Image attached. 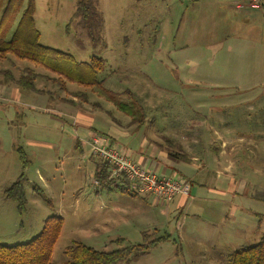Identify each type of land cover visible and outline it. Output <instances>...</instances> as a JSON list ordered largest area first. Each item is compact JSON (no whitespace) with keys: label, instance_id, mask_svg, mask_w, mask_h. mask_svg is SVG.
I'll use <instances>...</instances> for the list:
<instances>
[{"label":"rangeland","instance_id":"374dc122","mask_svg":"<svg viewBox=\"0 0 264 264\" xmlns=\"http://www.w3.org/2000/svg\"><path fill=\"white\" fill-rule=\"evenodd\" d=\"M85 4L87 15L76 17L77 0H0V38L15 31L31 5L41 44L77 63L104 61L90 89L63 85L28 61L0 59V85L8 87L0 95V243L29 242L47 217L60 216L63 227L50 264H63L73 241L113 251L143 243V233H152L156 245L117 264H225L230 253L257 243L264 231V0ZM26 74L34 76L36 89L20 86L11 94ZM67 102L88 111L76 128L77 110L68 113ZM121 102L146 109L148 118L132 139L121 141L126 148L137 150L154 129L158 135L191 134L194 144L218 140L227 130L234 141L220 150L242 165L203 190L193 182L191 209L178 215L167 204L136 197L135 186L129 194L115 187L117 180L102 183L96 173L102 161L82 158L75 140L88 133L90 118L99 133L107 132L110 118L125 125ZM247 132L260 142H238ZM18 179L24 210L3 191Z\"/></svg>","mask_w":264,"mask_h":264},{"label":"trees","instance_id":"16d2710c","mask_svg":"<svg viewBox=\"0 0 264 264\" xmlns=\"http://www.w3.org/2000/svg\"><path fill=\"white\" fill-rule=\"evenodd\" d=\"M33 15L34 11L30 5L15 31L10 32L9 36L4 35L0 38V59L9 60L12 56L28 61L35 67H42L54 73L63 85L71 82L92 89L98 84L97 72L104 67L103 59L92 57L87 63H77L67 53L44 46L39 42L40 35L35 29ZM75 15L76 17L87 15L85 0H77ZM9 79L14 80V78ZM16 83L27 90L36 89L32 75L28 77L27 74L22 75L16 80ZM119 110L129 117V124L137 128L144 124L145 120H148L146 109L138 107L134 103L121 102L119 103ZM168 147L175 148L173 146ZM185 157L186 155L182 156V159H186ZM101 166V174L98 173L101 182H115L114 179H110V164L102 161ZM5 194L6 198L13 199L18 203L20 210H24L26 198L20 179L11 184L5 190ZM62 227V217L50 216L44 221L40 233L29 242L16 245L0 243V264H50ZM143 235L145 238L143 243L123 246L113 251L97 250L82 242L73 241L67 249L68 259L63 264H117L134 254L147 252L156 245L157 239L152 238V236L149 237L148 233H143ZM120 242L122 244L123 240ZM225 264H264V232L257 243L241 246L230 253Z\"/></svg>","mask_w":264,"mask_h":264},{"label":"crops","instance_id":"0c3cea01","mask_svg":"<svg viewBox=\"0 0 264 264\" xmlns=\"http://www.w3.org/2000/svg\"><path fill=\"white\" fill-rule=\"evenodd\" d=\"M17 87H20V86L19 85H14L13 87L11 86V88H15V89L10 90L11 94L14 91L16 92ZM7 88L8 87L0 85V95L6 94L5 90ZM60 103L64 105L62 101ZM68 104H70V106L72 107V110L69 111L68 113L73 112L74 109L77 110V118H76L77 120L73 119L72 121V126L76 128L79 125L80 121L84 122L81 118L83 117L86 118V113L83 112L86 110L83 105H80V103L76 104V103L70 102ZM125 117L128 118V121L125 125L121 124V122L120 123L117 122L115 118H110L109 128L107 132L105 133H99L98 130L94 129L93 126L91 125L92 118L89 117L91 121L88 122V126L90 128L88 129V133L86 135L78 134L76 138L77 140H75L74 147L78 148L79 154H81L82 158L84 157L86 160H91L92 158L96 156L91 154V150L87 151L86 147L89 145V142L93 139L92 138L90 140V137L94 136V138H96L97 136V139L99 140L100 143H108L109 145H113L114 147L119 148L120 150L124 151L134 161L142 165L147 170H153L163 177L175 179L176 176H181L185 178L188 181V185L190 187L189 193L188 195L177 194L175 195L174 199L167 204L168 205L167 208L169 209L171 214L174 212L176 214L177 212L179 213L181 211H183L184 213L187 209L188 210L191 209L190 207H187V205L191 204L189 203V200L191 198L190 197L191 190L193 188H196L195 185L191 186L193 182L196 183L199 189L203 190V187L211 185V183L220 181L221 179L219 178H222V176H226L230 178L229 176L230 170L233 168V166L234 165L236 166L237 164H240V166L242 165V163H240L242 159L240 161H235L234 163L231 160H229L230 157L229 155L228 156L226 155L225 151L221 152L220 150L221 145L226 144L228 139L231 141L233 140L229 138L228 135L226 134L228 132L227 130L226 132L223 130V136L221 137L219 136L218 140H210L209 138H207L206 140L203 139L202 140L203 142L200 140V142L196 141V143L194 144L191 141V138H189L191 134L184 133L185 134L184 136V134H181L183 133L181 131L167 129L166 131L169 130L167 134L163 133L161 135V133L159 132V135H158L156 133L157 131L154 129V133L152 137H149L146 139L144 138L141 143V146H139L137 150L134 148L128 147L130 146L131 142L127 144L128 148H126V146L122 144L121 141L123 140L127 142L128 140L132 139L136 135L135 133L138 131L139 128L135 127L134 125L129 124V121H130L129 117L126 115ZM254 135L255 134L252 132H247L243 136L238 137V142L240 141L245 142L246 145H253L252 143H259L260 140L255 139ZM256 135L258 136V138L262 137V132L261 133L256 132ZM80 136L84 138H81ZM183 138H187V140H183ZM31 142L40 143L37 140L36 141L32 140ZM49 143H52V142H47V143L45 142L41 144L49 145ZM89 146H88V149H89ZM168 146H171V147L173 146L175 148L173 150L172 148ZM177 154H179L180 156H178ZM184 155H186L185 157L186 159L184 158L182 159V156ZM100 164L102 165V162H100ZM101 165L96 170L97 174L98 173L101 174L100 173L102 169ZM117 182H119V185H120V186H115L117 189H120V191L123 193L131 194L129 191L133 190L132 189L133 185H130V182H128L127 180L123 178L120 180H117ZM229 184H230V181H229ZM231 184H232V181H231ZM5 185H4L5 187L4 189L6 190L8 186H5ZM106 187L110 188L109 186H106ZM140 192H135V194H137L136 197L140 196L143 199L145 198L147 201L152 200L154 203H157V201H155V199L151 195L146 194L143 191H140ZM78 200L79 202L77 205H79L82 202L81 197L77 198V201ZM113 208H115L116 211H118L116 207H113ZM112 210L113 209L109 207L107 211H112ZM255 214H258V213H255ZM75 215H78V213L74 212V216Z\"/></svg>","mask_w":264,"mask_h":264},{"label":"built area","instance_id":"2783aa9c","mask_svg":"<svg viewBox=\"0 0 264 264\" xmlns=\"http://www.w3.org/2000/svg\"><path fill=\"white\" fill-rule=\"evenodd\" d=\"M89 145L92 155L110 164V179L123 178L133 183V186L151 195L157 203L168 204L175 195L189 193L188 181L181 176L173 179L163 177L153 170H147L124 151L108 143H100L97 138H93Z\"/></svg>","mask_w":264,"mask_h":264}]
</instances>
